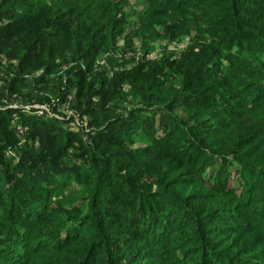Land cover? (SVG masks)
I'll return each instance as SVG.
<instances>
[{
  "label": "trees",
  "instance_id": "obj_1",
  "mask_svg": "<svg viewBox=\"0 0 264 264\" xmlns=\"http://www.w3.org/2000/svg\"><path fill=\"white\" fill-rule=\"evenodd\" d=\"M94 2L0 0L5 95L30 98L22 72L39 68L35 83L66 73L61 98L74 86L72 107L88 116L71 130L60 118L0 109V264L264 263L237 236L251 226L259 197L264 206V0H144L141 24L166 37L187 17L193 24L191 41L170 62L174 88L155 80L158 64L91 70L94 55L124 31L123 18L95 17ZM140 48L149 51L145 41ZM64 54L65 71L57 58ZM126 80L136 104L119 112ZM177 100L185 116L172 114ZM253 107L260 118L249 132L217 136V126ZM13 111L26 125L21 142ZM134 128L151 142L126 145ZM7 146L16 160L5 156ZM164 149L171 168L160 160Z\"/></svg>",
  "mask_w": 264,
  "mask_h": 264
},
{
  "label": "rangeland",
  "instance_id": "obj_2",
  "mask_svg": "<svg viewBox=\"0 0 264 264\" xmlns=\"http://www.w3.org/2000/svg\"><path fill=\"white\" fill-rule=\"evenodd\" d=\"M144 6V0H96V2L91 5L94 16L99 17L102 20L103 17L101 15L105 12L110 13L111 17L114 16L115 18L124 19V31L114 38V41L111 44L110 48L99 51L94 55L91 63L93 68L91 70L103 67L106 70L105 73L107 75H110L113 72L118 71H124L125 73H128L127 71L133 66H138V70L140 71L146 70L148 65L158 64L160 65V71L157 73L158 76L155 80L164 84L165 86L171 84V86L174 88L176 84L174 83V81H171V79H169L170 62H175L176 58H178L179 51L191 41L194 33L193 24L190 21V17H187V21H184L183 19L184 23L181 25V29L176 37H166L162 34L161 28L159 26L155 25L153 27H149L141 24L143 19L142 12L144 11ZM188 14L191 13L188 12ZM137 31L138 34L136 33ZM152 32L157 33L156 39L154 40L151 39ZM142 41H145L147 43V46L149 47V51H146V53H143L140 48V42ZM105 57H107L110 61H107ZM57 58L61 70H67L69 66L68 55H59L57 56ZM39 70L40 69L37 68L33 69L32 72L29 73L22 72V74H25L24 76L22 75V77H24V79L28 80L29 82L30 90V98H25V100L21 99L22 103H34L40 101L48 102L53 99L54 103H57L58 114L60 116L64 117L70 110L74 112L75 109L72 107V105L75 101L73 97L75 87L68 86V92L71 95V100L69 102H66L65 99H62L60 94V92L64 89V79L67 74L65 73V75L62 76V80L45 78V80L35 83L34 78L37 76ZM217 78L221 79V75L217 76ZM133 89V85L127 80L120 83L119 90L116 93L117 97L119 98V107L117 109L118 111H124L126 108H130L136 104L131 93ZM174 105L175 107L172 110V114L174 116L180 117L188 114L187 107L182 104L180 100H177L176 104ZM253 109L254 111L249 115H238V113L231 115L229 119L225 123H223V125H219L216 127L217 136L222 140H230L240 137L249 132L254 125L259 123L260 118L259 109L254 107ZM21 110L22 112L27 113L26 110ZM83 118L85 121V127L88 116L84 115ZM159 121H161V119H159ZM67 122L68 121L63 118L62 125L68 127L71 130H76L80 127H71ZM155 129H159V125H155ZM159 130H162V128H160ZM26 133H24L22 138H24ZM150 142L151 136L144 135L139 128L132 129L129 135L126 137V145H128L129 147H141ZM72 151L73 149L69 148L64 158L72 156ZM4 154L5 156H9L14 160L18 158V154L10 146L5 147ZM172 156V153L168 149L163 150V153L160 156V160L163 162L162 164L165 168H171V166L173 165V161H170L169 159L172 158ZM203 162L204 160L201 159L195 161V167L197 168V171H199L201 163ZM232 173L233 172H231L230 174L232 175ZM231 175L229 176L230 183L232 180ZM73 186L74 185H70L69 188H73ZM53 198L55 199V197ZM58 198H60V200H63L60 196ZM261 202L262 200L259 197L258 201H255L254 206H251L250 210L254 211L255 213H253V221L250 222L251 226L247 225V227H244V230L241 231V234L237 236H239L238 238L240 240L245 241V245L250 244V247L254 245V250L264 255V206L261 204ZM2 227H0L1 232L5 228L3 225ZM255 228H261V230L257 233H254L252 229ZM16 242L19 241L17 240ZM261 249L262 251H260Z\"/></svg>",
  "mask_w": 264,
  "mask_h": 264
},
{
  "label": "built area",
  "instance_id": "obj_3",
  "mask_svg": "<svg viewBox=\"0 0 264 264\" xmlns=\"http://www.w3.org/2000/svg\"><path fill=\"white\" fill-rule=\"evenodd\" d=\"M1 62V59H0ZM8 76V73L4 70L2 65L0 64V109L3 108H13V109H23L26 110L28 113L35 114L37 116L39 115H47L50 117L54 118H60L63 120V118L68 121L67 123L74 128H78L79 126L82 128L84 126L85 121L83 118V115H79L77 112L75 113L70 110L67 112V114L62 117L58 114V108H57V103L55 104L53 99L50 101H40V102H34V103H27L23 102L20 100L19 97L16 98H8L5 95L4 92V80ZM64 99L66 102H69L71 100V95L69 92H67L64 96ZM68 125V126H69ZM11 126L13 128L14 133L17 135L19 138V141H23L24 138L23 135L26 133V125L19 119V116L15 111L12 113V118H11ZM79 127V128H80ZM22 138V139H21Z\"/></svg>",
  "mask_w": 264,
  "mask_h": 264
}]
</instances>
